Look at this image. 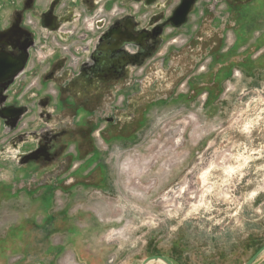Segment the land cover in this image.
<instances>
[{"label":"rangeland","instance_id":"1","mask_svg":"<svg viewBox=\"0 0 264 264\" xmlns=\"http://www.w3.org/2000/svg\"><path fill=\"white\" fill-rule=\"evenodd\" d=\"M121 11L114 8L107 14L99 7L93 14L85 12L82 27L94 33L96 16L110 19ZM196 18L193 16L191 26L170 28L159 54L133 70V77L143 74L142 80H146L141 91L147 100L174 92L172 98L150 106L142 126L130 138L107 143L96 133L95 161L103 170L101 183L55 191L58 208L54 209L69 205V211L78 216L68 247L81 259L83 254L98 252L96 256L103 257L105 264H140L153 254L165 255L176 264H242L264 243V66L233 67L210 104L206 89L194 98L180 97L187 93L182 79L204 71L200 67L207 58L202 57L200 44L188 51L176 40L189 34L204 39L221 32L208 19L197 23ZM26 23L37 34L35 22L28 18ZM226 38V44L232 45V35ZM51 43L70 62L79 61L67 45L55 39ZM29 63V68L35 65L34 53ZM149 64L147 73H140ZM161 66L163 79L157 81L153 71ZM39 77V73L29 76L23 92L42 87L35 82ZM53 88L50 83L46 90L54 95ZM150 102L137 104L142 109ZM28 103L32 106L34 101ZM31 116L23 118L26 129L34 123ZM9 156L2 159L12 160ZM21 175V168L11 162L0 166V264L25 241L40 236V228L26 224L41 214L37 196L20 191L6 198L3 189L2 183H13ZM24 223L20 234H9V228L20 225L21 229ZM69 254L73 261L84 264Z\"/></svg>","mask_w":264,"mask_h":264},{"label":"flooded vegetation","instance_id":"2","mask_svg":"<svg viewBox=\"0 0 264 264\" xmlns=\"http://www.w3.org/2000/svg\"><path fill=\"white\" fill-rule=\"evenodd\" d=\"M181 1L0 0V45L5 42L0 48L19 56L22 48L28 46L24 71L9 86L8 103L16 106L35 101V105H42L36 113L37 126L30 124L31 127L27 128L33 131L27 137L32 143L21 148L22 151L38 149L39 152L36 159L24 164L30 167L21 169L18 184L22 182L26 188L50 193L55 188L70 189L79 184L84 186L87 182H102L103 170L95 161L98 152L94 143L96 133L99 132L107 143L115 138H130L142 126L150 106L158 101H168L175 94L172 92L164 98L147 100L141 91L147 86L146 80H142L143 74L133 77V67L142 59L159 54L170 28L179 29L172 26L169 19ZM80 5L89 14L99 7H103L107 14L114 8L122 11L110 19L96 16L93 19L95 32L85 30L79 33L86 40L98 39L99 52H94L93 56H98L99 65L95 72H83L77 77L80 67L86 60L90 61L94 45L86 47L87 50L84 47L87 54L83 55L78 69L73 71L66 67V59L58 51H47L43 55L42 43L38 42V35L27 25L25 17L29 12L31 20L41 28L42 22L53 20L52 28L60 35L44 31L43 38L54 34L60 40L65 38L69 41L75 35V25H80L83 17ZM201 7L202 11L199 10ZM193 16L197 17V23L208 19L210 25L221 32L215 31L204 39L195 34L189 39L184 38L183 47L188 51H194L195 45L200 44L202 57H211L200 67L204 71L190 73L182 79L181 83H187V93L181 94L186 99L194 98L201 89H206L209 95L215 94L221 80L231 71L230 63L226 62L232 57V52L223 47L226 30H230L238 41L247 37L249 41L256 39L254 47L264 39V0H193L182 27L191 26ZM120 41L127 46L129 53L114 50ZM36 52L48 65L43 72L36 57L35 65L26 70L32 54ZM166 52L161 57L162 62L169 49ZM115 58L119 60H113ZM242 62L249 65L248 58L244 57ZM151 64L145 67L144 72L141 69L140 73L146 74ZM162 67L153 71L157 81L163 79ZM38 73L40 80L35 82L41 83L42 87L23 92L26 79ZM50 83L54 87V95L46 90ZM19 95L21 100L17 99ZM114 101L120 102L114 104ZM138 101L152 102L140 109ZM46 103L45 109L43 105ZM10 138L0 139V158L9 154L13 158L12 152H9L14 148L13 143L7 144ZM95 175L97 178H94Z\"/></svg>","mask_w":264,"mask_h":264},{"label":"crops","instance_id":"3","mask_svg":"<svg viewBox=\"0 0 264 264\" xmlns=\"http://www.w3.org/2000/svg\"><path fill=\"white\" fill-rule=\"evenodd\" d=\"M66 1V0H64ZM79 6V5H78ZM82 8L83 12V17H84V6L80 5ZM83 17L81 18L80 25L76 24L75 25V35L69 40V41H63L58 39L54 34H51L47 37L46 41H44L43 38V33L44 30L43 28L39 27L37 23V35H38V42L40 41L44 45L42 48H44V52L46 53L47 51L55 50L60 53L63 57L66 59V67L70 68L68 66V56L65 52L61 51V49L58 46H55L51 43L52 39H55L56 41L60 42L63 46L67 45L68 48L70 49V52L76 54L78 58L82 60L83 54L77 53L73 50L75 46L78 45H85V40L80 38L79 33L85 32V29L82 27V20ZM28 18H31V14L28 12L26 13L25 20ZM229 34L232 35V45L230 44L229 46L226 44L227 42V35ZM186 39H189L191 37V34L189 35H183ZM259 38V37H258ZM255 40H250L249 38H245L242 41H238V38L232 34L230 30H226L224 34V49H228L229 51L232 52V57L227 58L228 61L226 63H230V69L232 70L233 67L238 66V65H244L248 68H254V67H263L264 66V39L261 41H258V44L254 47L253 45L255 44ZM184 46V44H183ZM47 47V48H46ZM225 50L224 52H226ZM43 53V55L45 54ZM247 54V55H246ZM37 60L39 61L41 65V72H43L47 68V64L45 63L44 58L42 56H38L37 52L34 54ZM248 58L249 65H245L242 62L243 58ZM206 61L209 62L211 57L206 56ZM205 61V62H206ZM30 64V63H29ZM29 64L27 65L26 70L29 71ZM71 69V68H70ZM72 70V69H71ZM218 89H221L218 88ZM204 90V89H203ZM218 91V90H217ZM216 91V92H217ZM216 94V93H215ZM213 94V95H215ZM68 95V94H67ZM69 96V95H68ZM71 96V95H70ZM212 95L208 94V99ZM72 97V96H71ZM184 98V96H180ZM207 99V101H208ZM169 101V100H168ZM214 101V100H213ZM166 101H158L157 103H164ZM155 103V104H157ZM30 105V104H29ZM31 106V105H30ZM33 108L32 112L29 113L28 115L31 116V120L33 121L34 125L37 124L36 120V105L35 101L34 104L31 106ZM26 115V116H28ZM25 116V117H26ZM28 120V119H27ZM28 121V122H30ZM31 124V122H30ZM31 124V126H33ZM2 132V121L0 120V133ZM3 137H0L2 139ZM11 161L0 159V166H6L8 163ZM11 164L18 169H23L25 165H15L11 162ZM18 180L16 178V181L13 183L5 182L2 184H5L3 186L4 191L6 192V198L7 197H13L16 196L20 191H25L31 196H37V201L41 204V210H40V215L38 217H31L29 222H26V224H30L33 227L40 228V236H36L34 241H25L24 246L21 248H18L17 250H13V254L10 256H4L3 258V263L1 264H62V255L67 251V253L75 254L77 259L80 261H83L84 264H105L103 257L96 256L98 255L97 253H88V254H83L81 258L74 249L71 247H68V241H69V233L72 231V229H75L76 224L75 218L78 217L76 216L77 214H74L69 211V205H65L62 209L55 210L54 208L57 206L54 198V194L57 188L53 189L50 193H47L46 191L43 190H34L31 188H26L22 182L17 183ZM68 190V189H64ZM58 208V207H56ZM41 219V220H40ZM24 224H21L22 227L21 229L19 226L9 228V234L15 236L17 234H20L22 229H25ZM60 233L64 234V236H61ZM83 238V237H82ZM31 240V238H30ZM86 257V260H85ZM87 262V263H86ZM264 262V254L259 258V260L255 264H262Z\"/></svg>","mask_w":264,"mask_h":264},{"label":"water","instance_id":"4","mask_svg":"<svg viewBox=\"0 0 264 264\" xmlns=\"http://www.w3.org/2000/svg\"><path fill=\"white\" fill-rule=\"evenodd\" d=\"M215 1L214 3H216ZM193 3V0H182L181 3L177 6V8L174 10L172 16L170 17L169 21L172 26L176 28L182 27L186 20L187 13L189 11V8L191 4ZM47 21L42 22L41 26L43 30L46 33H50L51 31L56 32L60 35L59 31L56 29H53L54 22ZM83 40H86L85 36L80 37ZM47 36L44 37V41H46ZM63 41H66L65 38L62 39ZM87 45H78L73 48V50L77 53H81L83 55L87 54L85 50H87L88 46L91 45L93 47L94 45V51L91 55L90 61L86 60L85 64H83L79 71L76 73V76H80L83 72H95V70L98 68L99 62H98V56H93L94 52L97 54L99 52L98 47V39L93 37L90 40L85 41ZM95 43V44H94ZM5 42L0 45L3 46ZM12 44V43H11ZM44 47V45H41V47ZM13 47H15L13 45ZM84 47L86 48L84 50ZM27 48L28 46H24L22 48V54L19 56H14L11 52L5 51L3 48H0V120L2 121V132L0 133V137L5 136H11L10 140L7 144H12L14 148L9 149V152H12L13 158L10 161L13 163V161H16L17 165H24L27 162L36 159L37 153L39 152L38 149H33L32 151H22L21 148L24 144H31L32 141L28 140L27 137L33 132L32 130L25 129L23 131H20L16 134H12L13 131L16 129L17 125L19 124V121H21L26 115L32 112L33 108L29 104H19V105H12L8 103V94H9V86L13 82L14 78L19 76L23 73L25 64L28 58L27 54ZM117 51H124L129 53L127 46H125L121 41L116 43L115 49ZM148 57L142 59L140 63H137L134 67L136 68L138 65H140L145 59ZM113 60H119V58H115ZM93 62V64H91ZM91 64V65H90ZM47 103L43 105V107L46 109ZM39 104H36V113L39 112L40 109ZM37 126V124L35 125ZM12 134V135H11ZM3 147V146H1ZM9 160V158H8ZM264 254V243L242 264H255L259 258ZM151 262H160L162 264H176L172 259L165 255L160 254H153L148 255L144 257L141 260L140 264H150Z\"/></svg>","mask_w":264,"mask_h":264},{"label":"built area","instance_id":"5","mask_svg":"<svg viewBox=\"0 0 264 264\" xmlns=\"http://www.w3.org/2000/svg\"><path fill=\"white\" fill-rule=\"evenodd\" d=\"M177 42H179V44H182L184 43V38H180V39H177L176 40ZM176 42V43H177ZM74 54V53H73ZM68 56V55H67ZM81 59H79V61L77 62V60H72L71 62L69 61V56H68V66L73 70V71H76L79 67V63H80ZM32 84V83H31ZM51 94V93H49ZM26 121L25 120H21L19 121V124L17 125L16 129L13 131V135L20 132V131H23L26 129ZM11 134V135H12ZM98 136V134H97ZM9 137V136H7ZM74 259L71 257V255L69 253H66L63 255L62 257V264H78L76 263L75 261H73Z\"/></svg>","mask_w":264,"mask_h":264},{"label":"trees","instance_id":"6","mask_svg":"<svg viewBox=\"0 0 264 264\" xmlns=\"http://www.w3.org/2000/svg\"><path fill=\"white\" fill-rule=\"evenodd\" d=\"M229 73H230V72H229ZM229 73H228V74H229ZM228 74H227V75H228ZM201 90H202V89H201ZM201 90H199V91H201ZM199 91H198V92H199ZM220 92H221V89H218V91L216 92L215 95H212L211 97H209L207 103H208V104L212 103L213 100L216 99V98L218 97V95L220 94ZM180 96H182V95H180Z\"/></svg>","mask_w":264,"mask_h":264}]
</instances>
